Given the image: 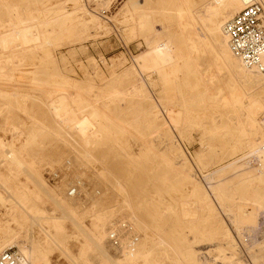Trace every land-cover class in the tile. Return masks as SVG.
Listing matches in <instances>:
<instances>
[{
    "label": "bare ground",
    "instance_id": "bare-ground-1",
    "mask_svg": "<svg viewBox=\"0 0 264 264\" xmlns=\"http://www.w3.org/2000/svg\"><path fill=\"white\" fill-rule=\"evenodd\" d=\"M96 1L101 6L109 3ZM130 6V12L136 16L135 30L144 28L147 23L143 8L137 1ZM33 7L37 15L30 14L32 9H14L6 0H0V84L14 85L16 79L20 78L19 65L29 53L44 50L46 46L55 44L63 37L61 31L51 32L50 25L40 19L39 6L35 4ZM243 7L244 0H210V13L203 15L200 8L194 11L190 0H180V6L174 11L177 29L186 48V55L183 58L190 64L191 72L197 74L205 86V90L198 92V95L189 99L179 97L176 99L169 94V91L174 89L173 79L182 73L172 53L169 71L155 58V52L147 60L137 58L126 69L129 93L144 96L149 101V110L154 118L150 133L167 124L175 128L180 139L184 137L187 128L199 127L203 131L200 143L203 148L208 147L209 152L205 154L201 151L192 157L193 160L190 158L194 162V168L190 166L192 164H189L186 156H182L179 165L169 161L165 154L159 155L149 147V156L161 159L167 175L172 174L180 180L190 179L195 184L193 175L196 177V173L201 176L205 174V170L214 163L226 142H229V148L236 150L235 143L220 138L215 131L219 128L215 118L210 119V124H205L199 116L191 113L192 108L205 106L225 109L227 121L233 123V129L244 139L245 143L240 153L242 155L238 160L242 161V165H239L241 172L264 170V75L242 65L231 52L223 32L224 24ZM199 32L207 35L202 36ZM211 32L214 37L209 36ZM76 39H73L72 43L76 42ZM144 39L149 47L156 48L158 44L156 39L148 36ZM152 73L157 76V80H154ZM58 77L62 81L52 85L42 84L36 79H32L30 84L52 89L50 96H47V110L60 131L74 144L82 147L80 157L85 163L93 160L90 152L93 147L105 143L112 137L107 121L114 122L118 127L125 126L135 130L147 126L144 115L140 113L134 115L129 124L110 116L105 108L99 106L97 100L85 99L80 89L69 86L61 74ZM145 82L151 87L160 85L161 90L155 101L151 99L152 97L149 98L150 95L144 87ZM123 90L113 89L109 100L124 96L126 93ZM158 106H162L166 113L164 118ZM38 130L39 132L35 134L25 136L16 127H12L8 131L11 135L10 141L3 142L0 139V208L5 209L4 214L8 218L5 228L10 231L9 236L0 239V252L16 246L28 264H50L49 255L54 250L64 251L63 254L65 253L68 258L67 264H137L138 259L143 264H158L152 260V253L143 252L142 246L139 247L141 239L134 223L123 219L108 221L107 213L97 209L99 191L94 190L86 195L82 193L85 185H82L81 181L85 174L72 179L70 184L67 183L68 188L64 181L54 187L46 184L37 171L42 158L34 157L30 147L37 141L39 135L50 132L42 125ZM163 132L165 136H169L168 131ZM255 136H259V142ZM15 141L22 144L16 147ZM176 165H179V168H176ZM223 167L225 166H220L218 171L214 172L219 178L228 169ZM21 174L27 176L31 187L22 183L17 184L16 181ZM167 175L159 176V181L168 183ZM210 175L204 176V179L209 180L211 177V180L214 179ZM201 179L204 181L202 177ZM225 181L212 184L209 180L207 188L198 183L191 197L179 202L171 217L174 222L186 226L188 238L177 243L178 241L170 237L164 239L157 237L163 257H171V260L180 264H264V257L261 254L264 243L255 245L247 238L251 230L258 226L260 214L264 211L260 198L245 196L236 190L234 182L227 184ZM73 187L77 193L81 192L84 198L78 197V194L69 195ZM128 210L135 220L140 222L130 207ZM86 216L90 220L89 228L82 221ZM68 223L72 226L73 233H77L83 240L78 257H72L68 253L67 241L70 238L67 232ZM12 225L14 228L11 229ZM31 225L39 227L42 238L38 240L32 238ZM202 242L209 243L213 252L194 255L193 249L199 247ZM90 244L95 246L93 253L86 255ZM241 253L248 255L249 259L246 262L241 259ZM192 255L194 257H191Z\"/></svg>",
    "mask_w": 264,
    "mask_h": 264
},
{
    "label": "rangeland",
    "instance_id": "rangeland-1",
    "mask_svg": "<svg viewBox=\"0 0 264 264\" xmlns=\"http://www.w3.org/2000/svg\"><path fill=\"white\" fill-rule=\"evenodd\" d=\"M136 1L143 8L147 23L139 30H135L136 16L130 12V4ZM190 1L194 11L200 8L203 15L210 13V0ZM6 3L14 9H32L30 10L32 15H37L33 7L37 4L40 8V19L50 25L49 30L63 33V37L55 44L28 54L24 62L19 65L20 78L16 79L14 85L0 84V139L3 142L10 141L11 135L8 131L12 127H16L25 136L39 132L40 125L50 132L39 135L37 141L30 147L34 157L42 158L37 171L48 186H59V183L64 181L68 188L72 179L85 174L81 181L82 185H85L82 193L86 195L94 190L99 191L97 209L107 213L108 221L123 219L134 223L141 239L139 247L142 246L143 252L152 253V260L158 264H180L171 260V257L165 258L161 255L158 238L170 237L178 241L177 243L188 238L186 226L174 222L171 216L180 201L191 197L198 183L207 188L209 180L212 184L218 181L224 183L225 180V183L229 184L232 181L239 193L260 198L264 210V170L241 172L239 169L242 161L238 162V160L242 155L240 153L245 141L233 129V123L227 121L225 109L211 106L192 108L191 113L199 116L205 124H210V119L215 118V122L219 123V128L215 130L219 137L237 146L233 151L229 148V142H226L224 148L218 152L214 163L205 170V174L201 176L196 173V177L195 174L193 175L195 184L190 179L180 180L172 174L167 175L161 159L153 158L148 154L150 147L157 154H165L169 161L179 165L182 156H186L192 167L194 164L192 160L196 154L201 151L205 154L209 152L208 147L201 146L203 131L199 127L187 128L183 140L169 124L150 133L154 118L149 110V101L144 96L129 93L126 82V69L137 58L147 60L155 52V58L169 71L173 59L172 53L182 73L173 79L174 89L169 91V94L176 99H189L205 90L199 76L191 72L190 64L183 58L186 55V48L174 18V11L180 6V0H117L113 4L109 1L104 6L99 5L96 0H6ZM199 33L202 36L207 35L204 32ZM145 36L158 41L156 48L152 49L145 43ZM209 36L214 37V34L211 32ZM73 39H76V42L72 43ZM59 74L66 78L69 86L80 89L85 99L97 100L99 106L105 108L110 116L129 124L134 115L140 113L144 115L147 126L135 130L125 126L118 127L114 122L107 121L112 137L105 143L93 147L90 150L93 160L85 163L80 157L82 147L74 144L60 131L47 110V96H50L52 89L30 84L32 79L47 85L61 82ZM152 76L157 80L154 73ZM144 87L150 95L149 98L152 97L151 99L155 101L161 90L160 85L151 87L145 82ZM115 88L124 89L126 94L121 98L109 100ZM159 106L158 109L161 108L159 111L161 110L164 118L166 113L162 110V106ZM163 131H168L170 137L165 136ZM254 138L257 142L260 141L259 136ZM18 143L15 141L16 147L22 144ZM77 143L80 145L78 141ZM179 165H176V168H179ZM220 166L228 169L219 178L214 172H217ZM164 175L169 178L166 184L158 179L159 176ZM206 175L213 176L214 179L211 180V177L206 180L204 179ZM217 176L218 178H215ZM16 182L32 186L25 174L19 175ZM82 193L78 192V197L84 198ZM129 207L140 222L136 221L129 212ZM0 210L1 239L9 236L10 231L5 228L8 219L4 214L5 209L2 207ZM260 216L258 226L247 235L250 242L255 245L264 243V211ZM82 221L89 228L88 217H84ZM73 231L68 223L67 232L70 235L67 241L68 253L72 257H78L83 240ZM31 236L35 240L42 238L38 226L31 225ZM94 247V244H90L86 255H91ZM207 251L213 252V248L209 243L202 242L199 247L193 249V254L203 255ZM63 252L54 250L49 255L50 264H67L68 258ZM113 253L111 254L114 255ZM261 254L264 257V250ZM240 257L245 262L249 259L245 253H241ZM137 264L143 263L138 259Z\"/></svg>",
    "mask_w": 264,
    "mask_h": 264
},
{
    "label": "built area",
    "instance_id": "built-area-1",
    "mask_svg": "<svg viewBox=\"0 0 264 264\" xmlns=\"http://www.w3.org/2000/svg\"><path fill=\"white\" fill-rule=\"evenodd\" d=\"M107 1L113 4L117 0H100ZM223 32L231 52L242 65L264 75V0H244L243 9L224 24ZM76 194L73 187L69 195ZM0 264L28 262L17 248L9 247L0 252Z\"/></svg>",
    "mask_w": 264,
    "mask_h": 264
}]
</instances>
